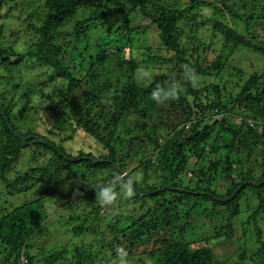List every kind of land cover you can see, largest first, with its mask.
Wrapping results in <instances>:
<instances>
[{
  "label": "trees",
  "instance_id": "obj_1",
  "mask_svg": "<svg viewBox=\"0 0 264 264\" xmlns=\"http://www.w3.org/2000/svg\"><path fill=\"white\" fill-rule=\"evenodd\" d=\"M258 28L264 0H0V185L18 199L0 198V264H264V70L231 66L229 91L192 85L239 47L264 55ZM147 62L166 71L141 78ZM23 154L37 164L17 171ZM54 200L64 217L49 219ZM243 201L255 245L218 258L210 243L235 235ZM197 217L206 229L185 241ZM53 221L58 242L37 247Z\"/></svg>",
  "mask_w": 264,
  "mask_h": 264
},
{
  "label": "rangeland",
  "instance_id": "obj_2",
  "mask_svg": "<svg viewBox=\"0 0 264 264\" xmlns=\"http://www.w3.org/2000/svg\"><path fill=\"white\" fill-rule=\"evenodd\" d=\"M13 20L16 23V27L18 29L19 28L23 29L22 31L24 32V28H23L22 22L19 21V20L17 21L15 17H13ZM257 31H258V34L264 38V31L262 29H259V28L257 29ZM210 34H211L210 31L203 30L201 32L200 38H202L203 40H208ZM92 37H94V36H92ZM156 42L157 41H156L155 38H150L148 36V38L145 37L144 39H142L141 46L142 47H147V46L151 45V47H155L154 45H155ZM91 43H94V39H91ZM137 45L139 46L138 43H137ZM194 45H195V43L191 44V46H194ZM25 46L22 44L21 48H25ZM213 46L215 48H218L217 41H214ZM207 56H208L209 59H212L214 57V54H209L208 53ZM192 62H193V60H192ZM145 66H146L145 68H140L138 70V73H139L141 78L147 77V76L151 77L155 73L157 74L159 72L166 71V65H159V64H154L153 62H147L145 64ZM231 66H235L237 69H241L243 71V76H246V75L252 73L253 71H263L264 70V55H262L261 53H258L256 51H252V50H250L247 47H244V48H240L239 47V48H237L236 52L232 56V62L229 64L228 67H226L224 70L221 69V68L217 69V70L213 71L212 73H210L208 75L195 76L193 78V83H192L193 87H195V88H199L200 87L201 88L204 85L211 84V85H220V89L223 90L222 87L226 83V88H227L226 90L229 91L230 87L233 84V82L237 83V82H239V80H241L240 79L241 78L240 75L236 71L232 72V71L228 70ZM234 91H236V89H234ZM222 93H223V95H226L223 91H222ZM220 118H221L220 116L212 118V123H214L217 119H220ZM234 119H236L237 123H240V119L239 118H234ZM31 123L33 124L34 120H32ZM247 156H248V152L243 153L241 155V157L243 159L247 158ZM258 156H259V154L255 153L251 157L255 158V157H258ZM28 160L29 161L32 160V157H30L29 154H23L22 157L19 160V163H18V166H17L16 170L18 171V169H19V171H24V170H27L31 166L32 167L36 166L37 163L36 164L35 163H30ZM207 161H208V159H206L205 164H207ZM245 161H246V159H245ZM135 167H136V165H131L130 169H134ZM133 178L135 180H137L139 177H138L137 174H134ZM181 178H183L182 179L183 183L186 184L187 181H186L185 175H182ZM248 183H251V181H249ZM252 183L254 184L255 182H252ZM5 191L6 190L4 189V186L0 185V198H1V201H7L8 199H10V200L15 202V201L18 200V199L14 198V197H9L8 194H6L7 191H6V193H5ZM24 195L25 194L19 195L20 199H23ZM246 203L247 202L243 201V205L241 206L242 207V209H241L242 213L237 218V223L238 224L236 225V232H235V235L231 238V240L230 241H222V242H219V243H217L214 240L211 241L210 246L213 248L214 254L218 258H220V256L223 255V253H227V254L230 255L229 256L230 258L228 260L231 261L232 258L234 256H236V254L239 251V249H243L244 248V249L250 250L255 245V243H254L255 238L253 237V235L251 237L250 236V232L246 233L244 235L243 234V229L240 226L243 222H245L246 218H248V216H249V214L251 212V210H248V206H247ZM45 206H46L47 211H48L49 219L54 217L53 216L54 214L59 213L61 211H62L63 214L59 213V215H62L64 217L65 214H66V208H61L55 202V200L54 201H50V202H46ZM121 212H125V213L127 212L128 213L127 210H118L117 213H115V214L119 215V213H121ZM194 220L196 221V223L194 222ZM194 220H192L193 221V227L192 226H188L187 227V231L185 232V235H184L185 241L191 240L193 236H197L198 237V234H200L203 230L206 229L205 227H202L200 229L198 228V223L201 222V221L198 222V217H197V219H194ZM51 224H52L51 233H48V232L42 233L39 237L34 239V241H36V243H37L36 244L37 247H41V245L43 243L47 244L48 247L49 246L51 247L54 244V242H58L57 236H56L55 233H58L57 232L58 231L57 228L59 226V223L56 222V221H53V222H51ZM247 227H248L249 231L252 230V227L249 224L247 225ZM104 228H107V225H105ZM252 232H253V230L251 231V233ZM263 234H264V232H263ZM206 236L209 237V235H206ZM263 238H264V235H263ZM70 240H75V239L70 237ZM195 245H196V242L195 243L191 242V246H195ZM143 258L145 259V262H146L145 264H151L147 257H143ZM129 264H141V263H139V260H137L136 258H133V260L129 261Z\"/></svg>",
  "mask_w": 264,
  "mask_h": 264
},
{
  "label": "clouds",
  "instance_id": "obj_3",
  "mask_svg": "<svg viewBox=\"0 0 264 264\" xmlns=\"http://www.w3.org/2000/svg\"><path fill=\"white\" fill-rule=\"evenodd\" d=\"M174 98H175V96L173 95V99ZM152 99L157 104L160 103L159 98H158V94L155 92L152 93ZM215 117H217V116H215ZM186 175L188 177L192 176L191 172H187ZM121 187L125 190L126 195H128V196L133 195V181L132 180H128L127 182L123 183L121 185ZM96 198L101 205L108 206V205H111L112 203H114V201L117 198V194H116L115 190L110 185L102 186V187L98 188ZM119 264H129V262L127 260V254L126 253H123L121 255Z\"/></svg>",
  "mask_w": 264,
  "mask_h": 264
},
{
  "label": "water",
  "instance_id": "obj_4",
  "mask_svg": "<svg viewBox=\"0 0 264 264\" xmlns=\"http://www.w3.org/2000/svg\"><path fill=\"white\" fill-rule=\"evenodd\" d=\"M9 126H10V125H9ZM10 129L12 130L11 127H10ZM15 135H16L17 137H19L18 134L15 133ZM21 139H22L23 141L25 140V139H23V138H21ZM93 162H97V161L93 160ZM263 181H264V180H263ZM248 182H249V181H248ZM248 182H246V183H248ZM257 184H260V183H257ZM243 185H244V184L240 185L239 188H241ZM237 191H238V189H236V190L234 191V193L232 194V196H233Z\"/></svg>",
  "mask_w": 264,
  "mask_h": 264
},
{
  "label": "built area",
  "instance_id": "obj_5",
  "mask_svg": "<svg viewBox=\"0 0 264 264\" xmlns=\"http://www.w3.org/2000/svg\"><path fill=\"white\" fill-rule=\"evenodd\" d=\"M248 122H249V124H250V126L251 127H253L254 126V122L253 121H251V120H248ZM188 126V124L186 125V127Z\"/></svg>",
  "mask_w": 264,
  "mask_h": 264
}]
</instances>
